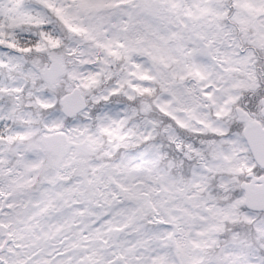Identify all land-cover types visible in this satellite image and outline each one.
Returning a JSON list of instances; mask_svg holds the SVG:
<instances>
[{
    "label": "snow or ice",
    "instance_id": "snow-or-ice-1",
    "mask_svg": "<svg viewBox=\"0 0 264 264\" xmlns=\"http://www.w3.org/2000/svg\"><path fill=\"white\" fill-rule=\"evenodd\" d=\"M0 264H264V0H0Z\"/></svg>",
    "mask_w": 264,
    "mask_h": 264
}]
</instances>
